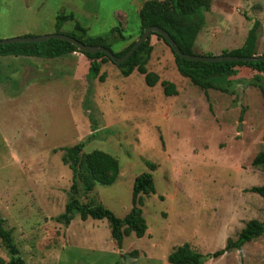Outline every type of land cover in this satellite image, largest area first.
Returning <instances> with one entry per match:
<instances>
[{
    "label": "rangeland",
    "instance_id": "rangeland-1",
    "mask_svg": "<svg viewBox=\"0 0 264 264\" xmlns=\"http://www.w3.org/2000/svg\"><path fill=\"white\" fill-rule=\"evenodd\" d=\"M144 1L0 0V40L67 34L77 21L90 36L118 27L125 39L115 32L110 46L118 52L139 36ZM69 13L74 20L56 24ZM255 21L256 54L264 55V0H211L193 54L241 46ZM150 44L153 86L135 70L122 75L110 61L101 63L100 80L77 51L50 59L0 55V217L25 264H169L168 253L184 243L202 254V264H264V233L211 256L247 221L264 220V196L250 190L264 186V169L251 164L264 151V95L253 84L258 73L239 68L222 84L227 91L203 90L179 74L169 45L155 35ZM162 80L177 93L165 94ZM85 140L82 151L115 157L119 174L111 185L96 183L82 193L81 202L122 218L132 206L134 178L152 175L155 192L142 195L146 231L125 236L121 248L105 218L73 214L67 226L54 220L72 181L61 148ZM0 258L7 264L1 245Z\"/></svg>",
    "mask_w": 264,
    "mask_h": 264
},
{
    "label": "trees",
    "instance_id": "trees-1",
    "mask_svg": "<svg viewBox=\"0 0 264 264\" xmlns=\"http://www.w3.org/2000/svg\"><path fill=\"white\" fill-rule=\"evenodd\" d=\"M210 2L211 0H146L138 10V34L140 35L147 26H157L170 35L183 53L193 54L195 39L204 24V12L209 10ZM68 20H74V14L58 15L56 24L59 25ZM258 28L259 22L255 21L248 29L246 38L241 46L231 50H223L221 54L239 57L260 56L256 54ZM118 30V27H114L107 34L90 36L87 34V28L75 21L73 30L67 35L84 44L103 46L115 56L121 57L129 50L135 40L130 41L120 51L113 52L110 46L112 41L116 39L113 37L114 33L116 32L119 38L125 39L119 34ZM151 35H155L167 44L160 34L152 33L124 62L118 64L112 62L103 52L93 54L82 52L72 43L56 38L36 43L1 44L0 55H22L50 59L77 51L90 59L88 72L94 77L98 76L101 63L110 61L122 75L128 76L135 70L144 75L148 86H153L158 81V75L147 71L146 68L152 50V45L150 44ZM128 38L131 39L132 35H129ZM173 55L179 74L203 90L219 89L227 91L222 84H228L229 77L236 75L239 68H249L258 73L253 76V84L264 95V77L261 76V74H264V60L202 62L183 59L174 52ZM104 77V73L98 76L100 80H103ZM161 86L167 95L177 93L174 83L170 81L162 80ZM86 141L61 148L63 151L61 160L63 164L70 168L72 181L64 212L54 217V220L67 226L73 214H78L81 219L88 217L93 219L105 218L108 222L111 238L117 247L121 248L125 236L134 233L135 236L141 237L146 231L147 225L141 210L142 195H149L155 192L153 178L149 172H142L134 178L131 192L132 206L122 218L117 217L102 204H96L94 201L92 203L81 202L82 193L85 195L90 194L96 183L111 185L119 174V162L115 157L99 149L83 152L82 149ZM251 164L264 169V151L260 150L257 152L251 160ZM151 167L153 166L151 165ZM250 190L264 196V186H253ZM5 222L6 220L0 217V245L9 255L7 264H25L14 242L12 230L6 227ZM263 233L264 220L251 219L245 223L235 240L227 238L225 246L213 252L211 256L216 258L233 248L239 249L244 243L259 237ZM166 259L169 264H202L203 261L202 254L193 249L188 243L175 247L168 253ZM0 264H4L2 258H0Z\"/></svg>",
    "mask_w": 264,
    "mask_h": 264
},
{
    "label": "water",
    "instance_id": "water-1",
    "mask_svg": "<svg viewBox=\"0 0 264 264\" xmlns=\"http://www.w3.org/2000/svg\"><path fill=\"white\" fill-rule=\"evenodd\" d=\"M152 33L160 34L167 42L171 50L177 54L179 57L187 60H194V61H202V62H218V61H254V60H264V56H251V57H239V56H233V55H197V54H187L183 53L177 46V44L174 42V40L170 37V35L164 31L163 29L157 27V26H147L143 29L142 33L135 39L132 46L129 48V50L121 57L115 56L109 49L103 47V46H96L92 44H84L82 42H79L74 37H71L67 34L62 33H51V34H45L41 36H17L12 38H6L0 40L1 44H10V43H22V42H43L47 41L51 38L56 39H62L66 40L73 45L76 46V48L82 52L86 53H96V52H103L105 53L114 63H122L124 62L132 53L133 51L142 44L145 40H147L148 36Z\"/></svg>",
    "mask_w": 264,
    "mask_h": 264
}]
</instances>
